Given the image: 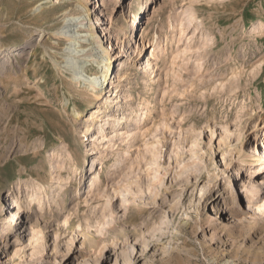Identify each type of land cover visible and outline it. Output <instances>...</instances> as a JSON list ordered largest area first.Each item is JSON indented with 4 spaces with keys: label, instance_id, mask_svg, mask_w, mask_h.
Wrapping results in <instances>:
<instances>
[{
    "label": "rangeland",
    "instance_id": "obj_1",
    "mask_svg": "<svg viewBox=\"0 0 264 264\" xmlns=\"http://www.w3.org/2000/svg\"><path fill=\"white\" fill-rule=\"evenodd\" d=\"M48 1L0 0V264H264V0Z\"/></svg>",
    "mask_w": 264,
    "mask_h": 264
},
{
    "label": "bare ground",
    "instance_id": "obj_2",
    "mask_svg": "<svg viewBox=\"0 0 264 264\" xmlns=\"http://www.w3.org/2000/svg\"><path fill=\"white\" fill-rule=\"evenodd\" d=\"M71 1H72V3H73V1L76 3V6L75 7L77 9L80 8V11H79L80 16H82V15L84 16V14H85V18H86L85 20L88 21L89 20V15H88L89 8L87 7V4L84 3V0H62L61 1V4L64 5L65 3L71 2ZM35 2H36V0H29V2L26 3V6H30L32 3H35ZM48 2H50V0ZM23 6H25V5H23ZM38 7L42 8L43 7V3L38 4L37 5V8ZM141 7H144V4H141ZM39 10L42 11V9H39ZM40 16H41L40 14L37 15V16H34L35 17V20L39 19ZM72 19H69V21H71ZM82 20H84V17L80 20V22H78V25L82 26V24H83V23H81ZM86 24H88V23H86V21H85V23L83 24V26H85V29H83L82 31L81 30L80 31L79 30L78 31H75V33L78 34V33H82V32H87V33H89V37H86V34H85V35H80V36H73V39L76 40V38H77V41L78 42H87V46H92V47H87V50L88 51H86L84 54H79V55H76V54L74 55L73 54L72 57L76 61V64L75 65H72V68L75 70L73 72V77H76V78L79 79V77L77 75H79L81 73V71L82 72H85L84 71L85 68H86L85 66L88 65V64H90L91 62H94L95 65H97V66L98 65H101L100 66L101 69H102L101 76H95L94 79H92L93 81L88 82L90 84L89 85L90 86L89 91H90L91 95H93L94 98H97L99 96V94L102 92V90L106 88V86L108 84V81L110 79V74H109V77H108L110 55H109L107 49L102 45V43H100L101 35L97 33L96 26L93 27V29H91V26H86ZM73 25H74V23H73ZM67 26H71L70 23L68 25H66V27ZM83 26H82V28H83ZM66 32L73 33V30L72 31H66L65 30L64 33H66ZM40 33H43V31L40 32ZM79 38L80 39L81 38H84V39H82V41H81ZM70 39H72V35H71V37L70 36L68 37V41H70V42L71 41L72 42L74 41V40H70ZM69 45H70V43H69ZM73 45H75L74 42H73ZM81 46H82L81 44H78L77 47L80 48L79 49L80 51H83L84 48L83 47L81 48ZM98 48L100 49V51L93 52L94 49H98ZM77 49H76V52H80ZM73 50H75V49H73ZM82 57H84L86 59H82ZM88 58H91V59H88ZM71 62H73V61H71ZM149 65H150L149 62L146 61L145 66L146 67H149ZM70 68H71V66H70ZM88 95H90V94H88ZM75 114L78 117L82 115L80 111L79 112H75ZM93 162L95 163V160L92 161V164H93ZM91 167H93V171L91 172V174L93 175V177H92L91 182H90V185H89V191H88V193H91V192L94 193L95 190H96V185L99 182L98 181L99 178H98L97 174L95 173L96 172V166H95V168H94V165L91 166ZM20 176H21V174H20ZM263 205L264 204H262V206Z\"/></svg>",
    "mask_w": 264,
    "mask_h": 264
}]
</instances>
